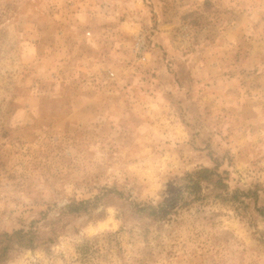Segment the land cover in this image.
Segmentation results:
<instances>
[{"label":"rangeland","instance_id":"1","mask_svg":"<svg viewBox=\"0 0 264 264\" xmlns=\"http://www.w3.org/2000/svg\"><path fill=\"white\" fill-rule=\"evenodd\" d=\"M261 209L264 0H0V264H264Z\"/></svg>","mask_w":264,"mask_h":264},{"label":"trees","instance_id":"2","mask_svg":"<svg viewBox=\"0 0 264 264\" xmlns=\"http://www.w3.org/2000/svg\"><path fill=\"white\" fill-rule=\"evenodd\" d=\"M218 175V174H217ZM216 173L205 169L195 174L188 175V178H191L190 182L194 185V188L201 189L200 182L201 181H213V177L217 176ZM196 178V179H193ZM264 213V209L260 210ZM34 234L32 232H26L24 230L14 231L12 234L4 233L0 235V263L6 260L9 250L12 247L20 246V247H33L34 245Z\"/></svg>","mask_w":264,"mask_h":264},{"label":"built area","instance_id":"3","mask_svg":"<svg viewBox=\"0 0 264 264\" xmlns=\"http://www.w3.org/2000/svg\"><path fill=\"white\" fill-rule=\"evenodd\" d=\"M144 49H145L144 44L143 43H138L139 52H142ZM142 59L145 60L146 58L143 57ZM111 75H113V74H111Z\"/></svg>","mask_w":264,"mask_h":264}]
</instances>
